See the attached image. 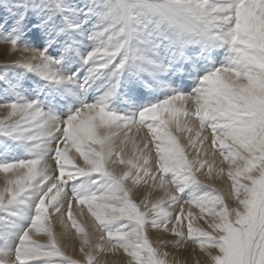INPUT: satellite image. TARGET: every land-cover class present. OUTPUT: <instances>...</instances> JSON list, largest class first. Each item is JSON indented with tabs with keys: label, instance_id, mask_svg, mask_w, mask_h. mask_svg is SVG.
<instances>
[{
	"label": "snow or ice",
	"instance_id": "1",
	"mask_svg": "<svg viewBox=\"0 0 264 264\" xmlns=\"http://www.w3.org/2000/svg\"><path fill=\"white\" fill-rule=\"evenodd\" d=\"M0 8V29L27 31L44 45L32 50L0 40V67L74 85L52 99L56 107L79 105L62 120L35 100L0 103V135L46 152L0 163V264H192V256L197 264H264V0H94L84 16L63 0H3ZM96 12L99 22L89 29ZM193 30L195 42L186 38ZM192 43L203 49L199 56ZM213 45L225 47L230 62L202 76L192 94L165 92L131 118L108 110L107 95L85 99L96 80H105L107 94L121 76L130 96L141 86L161 93L165 76L183 81L203 70ZM145 129L127 155L129 133ZM170 129L189 133L185 143ZM209 153L229 165L224 195L205 182L224 175L223 168L213 175ZM82 177L104 187L74 193ZM205 216L211 231L193 225ZM89 217L86 232L77 218ZM121 251L126 255H104Z\"/></svg>",
	"mask_w": 264,
	"mask_h": 264
},
{
	"label": "rangeland",
	"instance_id": "2",
	"mask_svg": "<svg viewBox=\"0 0 264 264\" xmlns=\"http://www.w3.org/2000/svg\"><path fill=\"white\" fill-rule=\"evenodd\" d=\"M11 2L14 3L15 0H11ZM0 3H3V0H0ZM63 3L65 5L74 6L76 10L80 13V16H84L85 14H88L90 12V6L94 4V0H63ZM0 14H3L2 8H0ZM33 18L36 19L35 16H33ZM57 19L59 20L60 17H57ZM72 22H73L72 19L68 20L69 24H71ZM98 22H99L98 12H96L95 14H93L92 19L89 20L85 26L88 27L89 29H94V27L98 24ZM33 31H35V29H33ZM7 39H16L19 46L30 48L32 50H42L44 47L43 43L37 44L30 37V33L27 31H25L23 34L18 35L13 30H9L8 32H5L2 29H0V40H7ZM91 43L92 42L89 41V44ZM0 47H3V45H0ZM191 48L196 49L198 56L200 51L203 50L200 47H191ZM188 51L189 49L185 48L181 52V55H187ZM11 55L12 53L10 52L9 56ZM15 55L18 57L19 53H16ZM48 55L59 56V53L53 52V49L49 48ZM230 59H231L230 53L225 47L223 46L217 47L213 45L211 46V50L209 52V60L204 65L203 70L193 73L191 76H189L186 80L183 81H176L175 78L173 77L172 82L166 83L167 76H165L163 79L164 82L167 84V87L161 93L153 94L151 88L141 86L140 95L130 96L126 92L125 78L124 76H121L119 87L110 90V92H108L107 94H106V88L108 86L105 84V80L103 79L96 80L95 83L92 84V87L88 90L85 99L87 100L88 103H93L100 101L105 95H107V99L105 100V103L108 110L114 111L118 115L125 116L126 118H131L138 111L143 110L144 107L150 106L151 104L160 102L163 99H165L166 98L165 92L170 93L174 91H179L184 94H192L199 87V80L202 76L206 75L209 71L213 70L214 68H218L222 65L229 63ZM78 67L79 65L74 66L73 71ZM62 70L65 72V74L68 75L71 74V72L67 68H63V66H62ZM129 75H131V73H129ZM101 85H105V87H101ZM168 85L171 86V88ZM74 87H75L74 85H62V84L50 83L42 79L36 73L28 72L23 68L14 67L11 65L8 66L7 68L0 67V103L14 102V101L31 102L35 100L42 111L50 114L51 116L57 119L67 120L70 115L74 114V112L79 109V105H70V104H64L63 107H56L55 102L52 99L54 95L63 92L65 90L73 89ZM179 119L185 120L187 119V117L180 116ZM170 130H172L173 134L180 139V142L182 144L185 143V141L183 140V136H187L189 135V133L185 132L183 134H180V133H176L174 129H170ZM146 131H147L146 129L143 130L139 134V136H136L135 130L130 132L129 144L133 145L132 143L133 138L135 139L137 144H140V137H142ZM149 139H152L150 135H149ZM205 145H207V143ZM133 147L134 146L129 148L130 149L128 153L129 156L131 155L130 152H133ZM153 152H155V145H153ZM42 155H46V152L43 149V147L38 145L36 142L29 143L26 141L15 140L5 135H0V163L29 159ZM71 155L72 154L70 153V156ZM217 157L221 159L223 168L226 170L224 172V176L227 179L226 181L227 183H225L227 190L226 189L221 190V188H217L216 185L214 186L211 184L209 185L216 188L218 191H220L222 195H224L229 191L231 184V181L228 180L227 178L229 165L228 163L223 162V157H220L218 155ZM122 167L123 166H118L116 168V171L119 172ZM204 170L207 171V168ZM4 175L5 174L0 173V178H2ZM95 179H96L95 177H91V178L82 177L71 186V190L74 193H78L83 196L90 195L95 191H99L104 187V182H102L99 185L93 184L92 181ZM0 183H2V179H0ZM149 184H151V181H149ZM141 188L142 190L148 189V185L142 184ZM192 194H194V192H192V190H189L188 195H192ZM226 203H228L227 200ZM21 207L23 208L24 206L22 205ZM24 211L26 213H31V207L24 209ZM65 219H67V217H65ZM77 219H78V223L81 226L85 227L86 232H88V226H87L88 222L85 221L84 218H77ZM89 219L92 220V218L90 217ZM210 219H211L210 216H205L204 220L196 219L197 221L195 220V222L193 221L192 222L194 227L203 228L205 230L206 228H204L203 225L206 224L205 221H208ZM56 227H59V225H56ZM69 227H71L70 222H69ZM112 227L113 228L118 227V225ZM73 233H75V229H73ZM88 234L89 236H91V232H89ZM92 239L94 243L97 244L99 243L98 241H96L95 237ZM76 243L77 245H79L80 243L79 235H77ZM82 255L83 254L79 253V250L77 248V255L74 258L79 259V257Z\"/></svg>",
	"mask_w": 264,
	"mask_h": 264
},
{
	"label": "bare ground",
	"instance_id": "3",
	"mask_svg": "<svg viewBox=\"0 0 264 264\" xmlns=\"http://www.w3.org/2000/svg\"><path fill=\"white\" fill-rule=\"evenodd\" d=\"M166 83H168V82L166 81ZM171 84H172V83H171ZM171 84H170V85H171ZM168 86H169V85H168ZM172 86H173V85H172ZM169 87L171 88V86H169ZM129 142H130V140H128L127 143L124 145V147H125V153H126L127 155H128V153H129V150H130L129 148H131V147L133 146V145H130ZM129 145H130V147H129ZM128 147H129V148H128ZM204 148H205V151H207V145H205ZM131 153H132V152H130V154H131ZM208 160H209V162L212 164V167H213V175L215 176V175H216V172H217L219 169L223 168V165H222V163H221V159L218 158L217 156L213 157V156L211 155V153H209ZM205 169H206V168H205ZM223 170H224V172L226 171L224 168H223ZM117 172H118V171H117ZM204 172L207 173V171H205V170H204ZM201 179H205V177H201ZM226 181H227V179L225 178L224 175H223V178H222V179H219V180H205L206 183L211 184V185H213V186L216 185V187H217V188H221V190H224V189L227 190V188H226V186H225V183H227ZM219 190H220V189H219ZM149 191H151V189H149ZM145 195H148V192H145ZM150 198H151V197H150ZM196 214H199V210H198V209L196 210ZM196 221H197V220H196ZM87 222H88V225H89V224L92 223V220L88 219ZM193 222H195V220H193ZM187 223H188V221L185 220V221L183 222V224H182V227H183L184 230H186ZM195 224H196V223H195ZM85 225H86V224H85ZM88 225H87V226H88ZM203 226H204V228H206L208 231H211V229H208V228H207V224H205V225H203ZM206 229H205V230H206ZM207 230H206V231H207ZM97 236H98V233H97ZM92 238H94V237H92ZM95 239H96V238H95ZM96 241H98L99 243H102V241H99L98 239H96ZM99 243H98V244H99ZM169 247H170V246H169ZM194 247H196V251H197V252L200 251V249H199L198 246H194ZM167 250H168V248H164V249H162V251H167ZM188 251L191 252V249H188ZM183 252H184L183 249L180 250V255H181V256L183 255ZM104 255L110 259V258L113 257L114 255L119 256V255H126V254L122 253V251H121V252H119V253L106 252ZM173 255H177V253H173ZM191 259H192V264H197V258H196L195 256H192Z\"/></svg>",
	"mask_w": 264,
	"mask_h": 264
},
{
	"label": "clouds",
	"instance_id": "4",
	"mask_svg": "<svg viewBox=\"0 0 264 264\" xmlns=\"http://www.w3.org/2000/svg\"><path fill=\"white\" fill-rule=\"evenodd\" d=\"M186 38L195 42V41L200 39V36L197 34V32L195 30H193L192 32H189L187 34ZM189 47H198V45L196 43H192L189 45Z\"/></svg>",
	"mask_w": 264,
	"mask_h": 264
}]
</instances>
